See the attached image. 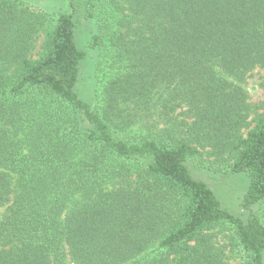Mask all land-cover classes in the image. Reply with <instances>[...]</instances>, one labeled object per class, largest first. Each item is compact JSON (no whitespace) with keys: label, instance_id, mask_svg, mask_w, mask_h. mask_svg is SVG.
Wrapping results in <instances>:
<instances>
[{"label":"trees","instance_id":"obj_1","mask_svg":"<svg viewBox=\"0 0 264 264\" xmlns=\"http://www.w3.org/2000/svg\"><path fill=\"white\" fill-rule=\"evenodd\" d=\"M68 3L0 0V264H264V111L241 85L264 68V0ZM77 11L117 68L96 104ZM201 152L246 175L244 217L191 174Z\"/></svg>","mask_w":264,"mask_h":264},{"label":"rangeland","instance_id":"obj_2","mask_svg":"<svg viewBox=\"0 0 264 264\" xmlns=\"http://www.w3.org/2000/svg\"><path fill=\"white\" fill-rule=\"evenodd\" d=\"M37 9L45 12H71L73 9L68 0H24ZM75 40L78 47L85 52L81 62L80 80L78 90L80 95L90 103H97L96 94H100L103 83L116 71L111 69L112 62L109 57L104 56L101 51L91 47V36L96 32V18L88 20L83 16L82 11L74 14ZM44 33L39 32L34 39V47L30 52L32 58H37L42 49ZM264 79V68L256 67L241 84L248 96V102L256 105L258 113L264 111V89L260 86ZM101 97V96H100ZM254 116L251 113L249 119ZM253 126V123L250 125ZM248 127L243 129L245 135ZM227 156H214L201 152L192 158L188 167L191 174L203 181L215 192L222 205L232 213L244 217L246 211L241 206L242 196L247 189V177L243 173H236L230 170ZM3 208H0V213ZM217 241L225 244L226 240L222 232L217 231ZM227 260L232 264H238L230 252L226 251Z\"/></svg>","mask_w":264,"mask_h":264}]
</instances>
